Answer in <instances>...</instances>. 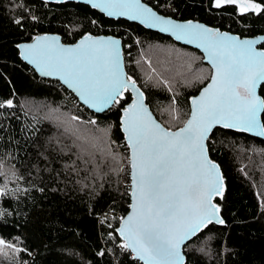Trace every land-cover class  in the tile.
<instances>
[{
  "label": "trees",
  "instance_id": "trees-1",
  "mask_svg": "<svg viewBox=\"0 0 264 264\" xmlns=\"http://www.w3.org/2000/svg\"><path fill=\"white\" fill-rule=\"evenodd\" d=\"M143 2L174 20L241 37L264 35V11L241 14L235 4L217 9L212 0ZM253 2L264 8V0ZM43 34L59 35L65 44L85 34L120 38L126 74L166 128L173 108L181 121L188 118L189 99L206 85L211 68L199 51L83 4L0 0V189L6 193L0 197V264H142L119 247L115 231L130 204L119 117L131 94L94 114L61 84L39 77L20 59L18 45ZM259 95L264 99V83ZM207 147L224 179L222 198L215 199L224 223L185 245L186 264H264V139L217 128Z\"/></svg>",
  "mask_w": 264,
  "mask_h": 264
},
{
  "label": "snow or ice",
  "instance_id": "snow-or-ice-1",
  "mask_svg": "<svg viewBox=\"0 0 264 264\" xmlns=\"http://www.w3.org/2000/svg\"><path fill=\"white\" fill-rule=\"evenodd\" d=\"M87 2L110 17L124 16L170 32L207 54L210 83L192 99L186 120L179 119L176 109L169 111L170 127L183 124L172 131L154 119L144 103V93L124 73L119 39L85 36L76 45L65 46L59 37L45 35L35 37L31 44L18 45L22 59L41 75L63 81L97 112L119 104L124 93L131 91L133 102L124 109L121 125L130 152L127 165L132 202L130 214L116 229L122 241L119 247L133 253L142 264H186L182 254L186 241L209 224L224 223L218 215L220 208L213 203L217 196L222 198L223 177L209 158L205 143L212 128L220 125L264 136V99L256 95V88L264 83V50L256 48L261 41L241 40L192 21L177 23L157 15L141 0ZM229 4H235L241 14L264 11L253 0H212L211 6L220 9ZM22 19L16 18L14 23L22 26ZM7 106H13L10 100ZM89 123L95 125L96 121ZM102 131L107 135V130ZM112 170L118 173L124 168ZM4 195L0 189V197ZM0 245L5 241L0 240Z\"/></svg>",
  "mask_w": 264,
  "mask_h": 264
},
{
  "label": "water",
  "instance_id": "water-1",
  "mask_svg": "<svg viewBox=\"0 0 264 264\" xmlns=\"http://www.w3.org/2000/svg\"><path fill=\"white\" fill-rule=\"evenodd\" d=\"M38 1L45 2V3H49V4H63V3H68V2H71V3H78V4H83V5H86V6L90 7L91 9L95 10L96 12H98V13L101 14V15H103V16H104L105 18H107V19L114 20V21H117V20H125V21L130 22V23L138 24L139 26L143 27V28L146 29V30H150V31L157 32V33H159V34H161V35H163V36H167V37H169V38L172 39L174 42H176V43H178V44H180V45H183V46H186V47H189V48H192V49H195V50L199 51V52L202 54V56H203V62H204L205 64H207V65L211 68V65L208 63L207 58H206V55H207V54L205 53V51H204L202 48H198V47H196V45H195L194 43H187V42H185V41H183V40H177V39H176V38H175L170 32H161L158 28H149V27H146L145 25L141 24L138 20H130V19H128L127 17H124V16H113V17H110V16L106 15L104 12L100 11V9H98V8H93L92 5H91V3L87 2V0H62V2H60V3H57L56 0H38ZM141 3L147 5L145 2H143V0H141ZM147 6H148V5H147ZM153 11L156 12L155 10H153ZM156 13H157V15H160V16L166 18V19H171V20H173V21H175V22H177V23H186V22H188V21H192L193 23H199V24H202V25H204L205 27L209 28L206 24L201 23V22H197V21H193V20L179 21V20H174V19H172V18H169V17L163 16V15L159 14L158 12H156ZM213 30H214V29H213ZM219 32H221V33H226V34H228V35H230V36L239 37L241 40H245V39L260 40L261 42L258 43V44L256 45V48H257V50H264V48H262V45L264 44V39H262V38H264V35H258V36H253V37H241V36L238 35V34H232V33L226 32V31H219ZM45 35H46V36H57V37H59V42H60L61 44L65 45V46H74V45H76L77 43H79L80 40H81L83 37H85V36H91V37H93V38H100V37L109 38V37H111V38H114V39H119L120 42H121L120 47H121V53H122V68H123L124 73H126V71H125V67H124L123 52H122V51H123L122 40H121L120 38L113 37V36H106V35L94 36V35H90V34H85L84 36H82L81 38H79L75 43H73V44H65V43L62 42L61 37H60L59 35H55V34H43V35H38V36H45ZM36 37H37V36H36ZM33 42H34V39H33L31 42H29V43H25V44H31V43H33ZM21 45H23V44H21ZM19 56H20V59H21L24 63H26L30 68H32V69L35 71V73H36L39 77L44 78V79H50V80H52V81H56V82H58L59 84H61L64 88H66L69 92H71V93L76 97V99L78 100V102H79L82 106L86 107L89 111L93 112L94 114H101V113H103V112H106V111L110 110V109L113 107V106H110V107L106 108L104 111L97 112L94 108H91V107H89L87 104H85V103L80 99V97L77 95V93H76L75 91H73L72 89H70L66 84L63 83V81H61V80L58 79L57 77H55V76H44V75H41V73H40L39 71H37V69L35 68L34 65L29 64L27 61H25L24 59L21 58V55H20V49H19ZM211 71H212V70H211ZM209 83H210V78H209L208 82L206 83V85L203 86V87L200 89V91L198 92V94L195 95V96H193V97H191V98L189 99V107H190V111H191V101H192V99H193V98H196V97H199L200 94H201V92H202V90H203V89H204ZM262 84H263V83H262ZM262 84H260V85L256 88V95H257L258 97H260L261 99H262V97L259 95V89H260V87L262 86ZM137 87H138V86H137ZM138 88H139V87H138ZM140 90H141V89H140ZM129 92H130V94H131V101H130L127 105L124 106V108H123V109L121 110V112H120V117H119L120 130H121V132H122V134H123L124 141H125L126 145H127V142H126V140H125V134H124V132L122 131L121 120H122V118H123L124 109H125L126 107H128V105H130V104L133 102V94L131 93V91H129ZM144 103L146 104L145 95H144ZM146 106H147L149 112H151L149 106H148L147 104H146ZM189 113H190V112H189ZM151 114L153 115L154 119H156V117L154 116V114H153L152 112H151ZM261 115H262V114H261ZM156 120H157V119H156ZM157 122H159V121L157 120ZM261 122H262V121H261ZM159 123H160V122H159ZM160 124H161V123H160ZM182 126H183V125H182ZM182 126H181V127H182ZM217 128H219V129H224V130H230V131H234V132H237V133H244V134H247V135L252 136V137H255V138L264 139V136H258V135H255V134H253V133H250V132H239V131H236L235 129L223 128V127L220 126V125H216L215 127L212 128L211 132L209 133L208 139H209V137L211 136V134L213 133V131H214L215 129H217ZM178 129H179V128H178ZM178 129H175V130L170 129V130H172V131H177ZM208 139H207V140H208ZM205 143H206V146H207V141H206ZM127 148H128V147H127ZM207 148H208V147H207ZM128 153L130 154L129 149H128ZM207 154H208V153H207ZM208 156H209V154H208ZM214 163H215V162H214ZM219 171H220V174L222 175V172H221L220 167H219ZM129 172H130V169H129ZM222 177H223V176H222ZM130 184H131V178H130ZM224 188H225V185H224V179H223L222 194H223ZM130 192H131V188H130ZM216 198H220V196H217ZM216 198H215V199H216ZM215 199H214L213 203H215ZM129 202H130V204H131V202H132V199H131L130 193H129ZM130 204H129V205H130ZM130 212H131V208L128 207V212L125 214V216H124L123 218H126V217L130 214ZM218 215H219V217L222 219V217H221V215H220V212L218 213ZM222 220H223V219H222ZM212 224H215V225H218V226H222V225H223V224H219V223H212ZM120 225H121V221L119 222V225H118V227H117L116 229H118V228L120 227ZM210 225H211V224H209L207 227H209ZM207 227H206V228H207ZM206 228H204V229H206ZM204 229H203V230H204ZM203 230H202V231H203ZM115 231H116V230H115ZM202 231H200V232H202ZM200 232H199V233H200ZM199 233H197V234H196L194 237H192L190 240L186 241L185 245H187L190 241H192V240H193V239H194ZM116 234H117V236L119 237V234H118L117 231H116ZM185 245L182 246V254H183V249H184ZM131 254H132V256H134L133 253H131ZM183 255H184V254H183ZM184 258H185V255H184ZM139 262H141V261H139ZM185 262H186V258H185ZM141 263H142V262H141Z\"/></svg>",
  "mask_w": 264,
  "mask_h": 264
}]
</instances>
